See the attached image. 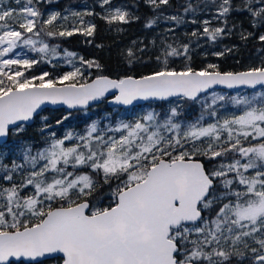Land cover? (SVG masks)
<instances>
[{
	"label": "snow or ice",
	"instance_id": "obj_1",
	"mask_svg": "<svg viewBox=\"0 0 264 264\" xmlns=\"http://www.w3.org/2000/svg\"><path fill=\"white\" fill-rule=\"evenodd\" d=\"M39 2L0 4V137L10 126L21 132L46 103L88 106L112 89L120 105L177 102L115 127L94 121L83 134L57 136L44 118L43 145L25 147L22 163H0V264H41L39 258L52 254L61 255L62 264H264V90L256 91L264 89V58L240 72H221L216 64L177 70L169 58H188L189 45L165 44L157 71L89 80L85 69L102 66L83 57L77 66V53L61 51L49 38L93 36L96 25L84 19L92 13L57 11L44 18ZM100 3L108 6L102 19L109 24L129 22V12L111 0ZM148 3L160 9L169 0ZM241 7L252 27L264 28V0H244ZM233 10V0H220L217 19L225 18V26L205 20L202 33L192 35L216 41ZM156 22L150 18L145 27ZM258 39L264 42V34ZM61 55L71 70L30 74ZM128 56L135 57L131 49ZM217 85L253 91L219 94L212 91ZM189 102L199 104V115L181 120ZM101 181L110 199L103 207Z\"/></svg>",
	"mask_w": 264,
	"mask_h": 264
},
{
	"label": "trees",
	"instance_id": "obj_2",
	"mask_svg": "<svg viewBox=\"0 0 264 264\" xmlns=\"http://www.w3.org/2000/svg\"><path fill=\"white\" fill-rule=\"evenodd\" d=\"M124 1L128 3L130 10L134 12L133 15H130L127 23L113 22L109 24L102 19L103 12L100 0H50L49 2L43 0L37 4V7L41 9L43 14L54 5L62 10H67L71 6L76 7L80 3H86L90 7L92 15H86V17L88 21L96 25V31L93 36L85 37L81 34H75L72 37L49 38V43L59 44L61 51L67 49L77 53V61L79 57H83L85 60H94L102 66L101 69H96L95 67L85 69V76L88 79L96 75H107L115 78H122L126 75L141 76L159 70L161 65L156 60V57L160 55V52L157 50L158 47L155 43H153V38L163 33L162 25L145 27V24L150 18H156L162 24L166 23L169 19H165V17H168L171 13L180 16V22L175 21L178 24L177 29L179 32L177 33H180L178 35L182 36L183 40L189 45L187 57L190 59L184 56L169 58L170 66L175 67L177 70L182 69L186 64H190L194 70H200L208 64H216L221 72L242 71L247 70L249 67L257 66L254 58L259 53L264 55V42L258 39V36L264 33V28L257 29L251 26V16L241 7L244 0H233L234 10L226 18V34L214 42L207 37L202 39L199 35H192L193 28L203 30L199 20L204 12H197L194 21L189 22L187 17L193 10L184 11L188 5H191L192 9H194L199 4L210 5L212 0H169V5L161 6L160 9H153L148 0ZM241 28L243 31L240 30ZM182 30H185V32H182ZM248 33H252V35L248 36L247 39L241 38L242 34L247 35ZM201 39L202 41L205 40V43L198 46L197 44ZM129 49L135 54L134 58L128 56ZM219 52H223L224 55H216ZM29 53L37 57L36 53ZM56 58L57 60H54V58L51 64L45 62L36 65L30 70V74L40 75L46 71L55 77L62 75L67 69L71 68V65L65 63L63 55ZM130 59L132 60L131 63H129ZM261 90L264 89H256V91ZM212 91L219 94L237 95L249 94L253 90L228 91L215 89ZM175 102H177V98L170 101L149 102L139 106L123 108L110 107L104 100L101 104L85 110L67 111L63 108H46L40 115L36 116L32 125L23 124L21 132L11 131L8 142L0 145V163H10L12 160L22 163L21 157L25 147L29 144L34 145L33 151H35L36 147L43 145L41 129L44 124V118H47V123L51 125L50 130L55 132L57 136H63L66 131H75L83 134L87 126L94 121L98 123L100 128H104L107 125L115 127L121 120L132 121L138 118V111L141 107H148L149 111L155 110L156 112L164 113ZM199 111V104L189 102L182 106L180 119L192 120L199 115ZM65 117L67 119H64ZM57 120H62L63 122L57 124ZM207 166L212 167V164L208 163ZM19 178V175H17V180ZM5 183L7 182L5 181ZM101 185V199L98 202V206L103 207L110 203V199L107 195L109 188L103 185L102 181ZM61 263V257L41 261V264ZM232 264H236L235 259H233Z\"/></svg>",
	"mask_w": 264,
	"mask_h": 264
},
{
	"label": "rangeland",
	"instance_id": "obj_3",
	"mask_svg": "<svg viewBox=\"0 0 264 264\" xmlns=\"http://www.w3.org/2000/svg\"><path fill=\"white\" fill-rule=\"evenodd\" d=\"M43 1V0H40ZM50 0H45V2H49ZM23 2V0H22ZM13 4L15 5V0H0V4ZM220 3V0H212V3L210 5H205V4H199L197 6H195L194 10L188 15V21L189 22H193L194 21V17L196 15L197 12H204L203 16L200 18V24L202 25V28L204 27L203 21L208 20L210 21V27H223L224 26V22H225V18H219L217 19V17L219 16V13L217 11V6ZM101 5V3H100ZM111 5L113 7H120L123 10L129 12L130 15H133V11L130 10L128 3H126L124 0H111ZM103 15L106 14V10H108V6H103L101 7ZM61 12L62 15H67L69 12H81V13H85V12H91L90 11V7L86 4V3H80L78 4L76 7L75 6H71L69 7L67 10H62L60 9L58 6H53L48 8L45 11L44 14V18H47V15L51 12ZM169 15V14H168ZM167 15V16H168ZM170 16H177L180 17L178 14H172L169 15ZM84 19L86 21H88L86 15L84 17ZM186 19V18H184ZM162 25V29H163V33L160 35H156L153 38V43H155V45L158 47L157 50L161 53L162 48L165 46V44H171L173 47H179L180 45L183 44H187L182 36L178 35L180 33L179 30L177 29V23L173 20H168L166 23H159L158 21L154 24V26ZM189 25V24H188ZM241 31H243V29H240ZM203 30H200L198 28H193L192 33L193 32H197V33H202ZM182 32H185V30H182ZM264 34V33H263ZM199 37H202V39L205 37L203 35H199ZM202 39L198 42V46L203 45L205 42V40L202 41ZM17 51H20L22 54L23 53H27L30 57L32 58H37L36 55H31L28 50L26 49H17ZM262 53H259V55L254 58L256 59L257 65L260 64L261 59L264 57V55H261ZM11 55V54H10ZM252 59V60H254ZM54 60H57V58H55ZM77 66H79V62L77 61ZM71 70V68L67 69V71ZM88 75V74H87ZM58 76V75H57ZM56 77V76H55ZM149 111L148 107H141L138 111V115L141 116L143 114H145L146 112ZM231 111V109H229V112ZM223 114V113H222Z\"/></svg>",
	"mask_w": 264,
	"mask_h": 264
},
{
	"label": "water",
	"instance_id": "obj_4",
	"mask_svg": "<svg viewBox=\"0 0 264 264\" xmlns=\"http://www.w3.org/2000/svg\"><path fill=\"white\" fill-rule=\"evenodd\" d=\"M242 71H245V70H242ZM236 72H240V71H236ZM105 76H107V75H105ZM108 77L111 78V79H118V78L111 77V76H108ZM134 77H137L138 78L139 76H134ZM91 79H89V80H91ZM215 89L228 90V91H237V90H240V89L252 90V89L247 88L246 86H238L237 88H234V89H228V88H226L223 85L214 86L213 90H215ZM257 89H260L259 86L257 87ZM114 94H118L117 93V90L112 89V90H110L109 93H106L105 94V97H103V98H101V99H99L97 101L90 102L88 106H78L76 108H69L67 105H64V104H51V103H46V104H44V105L41 106V109H38V113H39L38 115H40L42 113V111L44 109H46V108H49V109H60V108H63L65 110H67V111L85 110V109H88V108H90L92 106H95L97 104H101L104 100H106L108 106H110V107H123V108H130V107H133V106H139V105H143V104H146V103H149V102H163V101L156 100V99H150V100H147V101L146 100L134 101L132 105H120V104H117L114 101V99H113V95ZM173 99H176V98L175 97L169 98L168 101L173 100ZM38 115H34V117H33L32 120L27 121V122H23V124L24 125H28V126L32 125L35 122L36 116H38ZM13 130H15V129L12 126H10L9 133L5 137H0V145L6 144L8 142L10 133ZM56 257H61V255H59V254H52L49 257L39 258V259L41 261H44V260H48V259H52V258H56Z\"/></svg>",
	"mask_w": 264,
	"mask_h": 264
}]
</instances>
